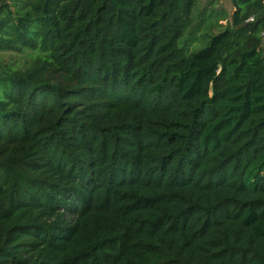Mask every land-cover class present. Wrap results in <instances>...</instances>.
<instances>
[{"label": "trees", "instance_id": "1", "mask_svg": "<svg viewBox=\"0 0 264 264\" xmlns=\"http://www.w3.org/2000/svg\"><path fill=\"white\" fill-rule=\"evenodd\" d=\"M197 1L0 0V264H264V0Z\"/></svg>", "mask_w": 264, "mask_h": 264}, {"label": "rangeland", "instance_id": "2", "mask_svg": "<svg viewBox=\"0 0 264 264\" xmlns=\"http://www.w3.org/2000/svg\"><path fill=\"white\" fill-rule=\"evenodd\" d=\"M233 5L230 0H198L192 15V26L181 41L187 53L204 48L209 38L230 24ZM26 63L25 56L15 52H0V65L20 68Z\"/></svg>", "mask_w": 264, "mask_h": 264}, {"label": "water", "instance_id": "3", "mask_svg": "<svg viewBox=\"0 0 264 264\" xmlns=\"http://www.w3.org/2000/svg\"><path fill=\"white\" fill-rule=\"evenodd\" d=\"M262 47L264 48V38H263V40H262Z\"/></svg>", "mask_w": 264, "mask_h": 264}, {"label": "built area", "instance_id": "4", "mask_svg": "<svg viewBox=\"0 0 264 264\" xmlns=\"http://www.w3.org/2000/svg\"><path fill=\"white\" fill-rule=\"evenodd\" d=\"M253 19L251 18L250 21H252Z\"/></svg>", "mask_w": 264, "mask_h": 264}, {"label": "crops", "instance_id": "5", "mask_svg": "<svg viewBox=\"0 0 264 264\" xmlns=\"http://www.w3.org/2000/svg\"><path fill=\"white\" fill-rule=\"evenodd\" d=\"M233 11H234V8H233Z\"/></svg>", "mask_w": 264, "mask_h": 264}]
</instances>
